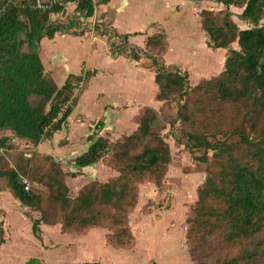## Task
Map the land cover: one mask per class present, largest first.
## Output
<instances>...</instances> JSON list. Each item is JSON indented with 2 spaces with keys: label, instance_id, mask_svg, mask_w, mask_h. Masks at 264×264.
Listing matches in <instances>:
<instances>
[{
  "label": "trees",
  "instance_id": "trees-1",
  "mask_svg": "<svg viewBox=\"0 0 264 264\" xmlns=\"http://www.w3.org/2000/svg\"><path fill=\"white\" fill-rule=\"evenodd\" d=\"M107 1L101 0L102 4ZM33 2L0 0V129H10L16 137L36 145L66 127L74 89L91 75L69 74L60 87H55L43 73L36 42L43 35L51 38L66 28L50 17L62 12L67 2H74L75 11L83 17H91L94 9L90 0H61L48 9L34 7ZM219 2L225 7H242L239 15L250 26L240 29L228 20L218 24L212 9L200 11L201 27L209 39L207 46L227 48L234 41L238 45V49L229 51L217 76L191 87L186 72L165 64L156 54L131 47L127 56L150 59L154 81L159 86L156 99L164 101L177 95L175 120L183 127L186 146L190 150H212L211 161L206 153L200 156L207 162L206 176L197 188L196 217L188 221L190 226L185 233L188 238L195 231L197 241L205 243L206 252L195 248L196 255L203 261L213 256L217 244L213 239L219 238L231 251L215 255L212 264H264V23L259 22L264 14V0ZM105 31L99 33L106 34ZM113 35L119 37L121 44L127 43L128 34ZM26 42L28 46L23 49ZM155 44L163 49V37L148 35L144 47ZM35 96L41 101L32 104L30 99ZM203 98L218 103V109H200L198 103ZM45 101L49 102L47 108ZM222 107L241 118L228 133L237 136L235 142L217 137L222 129L216 113ZM158 117L156 111L147 107L136 128L121 140L112 143L97 136L76 155L72 162L82 168L111 151L118 176L90 184L73 198L68 195L63 169L49 154L37 152L44 164H38L35 157L14 154L13 166L0 168V177L23 205L38 211L39 217L31 218L33 233L39 235L40 222L58 223L64 232H83L99 226L111 231L113 244L129 243L132 235L126 212L136 202V183L148 177L158 184L169 161V146L156 130ZM11 149L10 137L1 136L0 150L11 153ZM37 173L50 190L46 200L32 188L24 190L21 183L20 175L34 177Z\"/></svg>",
  "mask_w": 264,
  "mask_h": 264
},
{
  "label": "crops",
  "instance_id": "crops-1",
  "mask_svg": "<svg viewBox=\"0 0 264 264\" xmlns=\"http://www.w3.org/2000/svg\"><path fill=\"white\" fill-rule=\"evenodd\" d=\"M210 1L108 0L101 5L99 15L101 21L113 34H128L127 45L136 47L135 45H144L146 37L154 34L153 29L156 26L160 25L168 32L173 25L176 27V24H179L181 29L183 16L186 15V18L190 16L186 10L190 6L201 8L196 13L199 19L202 9H210L208 8ZM68 11L72 14L77 13L74 2H67L61 14L66 16ZM97 15L98 13L94 12L91 17L84 18L91 23ZM80 18L83 19L82 16H79V20ZM199 23L201 26V22ZM78 25L70 26V29L66 27L67 30L56 31L51 38L43 35L38 42L37 53L46 79L55 87H60L69 74L79 75L90 72L91 75L84 80L85 84L81 92L74 95L72 110L66 125L69 124L72 113L74 119L76 115H81L82 120L79 122L74 120L78 125L75 130L68 126V141L64 145L58 144L64 133L56 131L51 137L37 143L34 148L49 154L62 166L68 163V166L72 165L73 168L81 170L85 167H77L72 159L83 152L97 137V134H93L92 139L88 138L89 141L87 140L85 147L78 151L76 142L78 139L84 140L79 132L86 125V121L101 114L102 122L97 124L102 126L101 131H107L108 127L112 126V118L117 117L119 113H129L132 118L138 113V110L134 111L132 106L138 104L139 92L134 89L140 85V74L132 66L143 57L134 60L127 56L129 50L113 55L109 50L106 34H96L90 31L91 29L84 30ZM22 48L26 49L25 43ZM162 58L167 61L165 64L174 63L171 60L170 51L165 52ZM151 73L153 85H155L153 70ZM91 88L92 90L95 88L93 93ZM85 103L91 104L93 115L88 116ZM124 104H126L125 108L117 109ZM111 106L113 107L110 108ZM38 217L35 211L23 205L6 184L2 183L0 186L2 233L0 264H79L91 261H102L106 264H150L152 261L158 264H173L171 259L174 252L171 250V244H157L149 239L139 241L137 236L139 232L131 225L130 213H128V226L132 237L130 242L124 245L113 244L110 241L111 231L99 226L91 227L83 232H64L58 223L40 222L39 235L36 236L32 231L31 218ZM150 229L143 227L142 232L145 236H150Z\"/></svg>",
  "mask_w": 264,
  "mask_h": 264
},
{
  "label": "rangeland",
  "instance_id": "rangeland-1",
  "mask_svg": "<svg viewBox=\"0 0 264 264\" xmlns=\"http://www.w3.org/2000/svg\"><path fill=\"white\" fill-rule=\"evenodd\" d=\"M101 8L102 6L100 5L96 9L95 13L97 12L98 15L94 17L91 23L83 16V19L80 18L79 20L80 15L77 13L72 14V12L70 13L69 11L66 16L61 14V12H57L52 14L50 18L53 21L62 23L68 27V29H70V26L79 24L78 26L82 27L84 30L89 28V30L91 29L90 31L96 34H98L100 30H106L105 32L109 41V50L111 54L114 53L113 55H117L122 51H128L134 45H127V43L123 45L120 43L119 37L113 35L112 31L101 21L99 15ZM208 8L215 12V18L218 24H223L225 20H228L240 29L250 26V24L244 21L239 15L242 11V7L234 5L225 7L219 0H211ZM200 9L199 6L193 8L190 6L186 9L190 16L187 18L185 17L186 15L183 16L181 29H179V24H176V27L173 25L172 28H169L168 32L160 25L153 29V35L163 37V49L159 50V47H161L160 44L152 45L147 49L143 47L144 45H135L142 52L156 54L164 63H167V61H165L162 56L165 52L170 51L171 60L174 62L170 64L178 67L181 72L187 73L188 82L191 87L203 79L217 76L219 72L223 70V62L229 51L232 48L238 49L236 41L230 43L227 48H212L207 46L209 40L208 36L200 26V16L198 19L196 14ZM167 14L168 13H166V15ZM70 22L72 23L69 24ZM259 22L264 23V14ZM64 30H67V28ZM118 48L122 50L119 53ZM132 67L140 74V85L138 88L134 89L139 92V100L137 105L132 106L134 111L138 110L136 116L132 118L129 113H119L117 117L112 118V128L108 127L107 131H101L102 126L97 124V122H102L103 117L101 114L92 117L86 121V125L79 132L84 140L78 139L76 147L78 151L83 149L88 138L93 134L104 136L112 143L121 140L124 135L129 134L136 128L140 117L139 115L143 112L145 107L149 106L156 111L159 116L158 122L156 123V130L169 146V161L165 174L158 184L148 177L136 183V202L127 209V219L128 213H130V222L134 230L139 232L137 235L139 241L141 240L142 242L149 239L150 241L154 240L157 244L163 243L165 245L170 243L171 250L174 252L171 259L173 264H212V259L215 255H224L231 251L226 245V242L221 241L219 238L213 239L217 243L212 250L213 256L203 261V259H200L196 255L195 248L198 252L205 253L207 249H205V243H199L197 241V233L195 231H193L192 236L189 235L188 238L185 234L186 228L190 226L188 221L196 217L195 206L197 188L203 183L206 176L207 162L200 159V156L206 153L208 161H211L212 150L205 149L204 147H195L190 150L189 147L186 146L187 141L182 132L183 127L178 120H175L177 109L175 101H177V95H170L169 98L164 101L154 98L159 87L156 84L153 85L151 73L153 67L150 59L143 56L142 60L135 63ZM84 84L85 81L78 84L73 94L75 95V93L78 94L81 92ZM94 89L95 88H93V90L92 88L90 89L92 93ZM30 101L32 104H36L41 101V97H32ZM48 103V101H45V108L48 107ZM126 103H128V101ZM125 106L126 104L119 106L117 109L125 108ZM198 106L200 109L210 111L218 109L219 105L218 103L207 100V98H203L201 102L198 103ZM112 107L113 106L110 108ZM85 108L87 109L88 116L94 114L91 109V104L85 103ZM73 115L72 113L69 117V124L61 130L64 136L62 135V137H60L58 141L59 145H64L68 141V126L75 130L78 125L74 120H76V122L82 120L81 115H76L75 119ZM216 115L218 116L222 129V133L218 134L217 137L220 139L227 137L229 142H235L237 136L228 133L235 125L239 124L241 118L237 114H232L231 111L225 107L218 110ZM4 135L10 137L12 151L10 153L0 150V168L4 169L7 165L13 166L12 159L14 154H23L22 156L31 159L35 157L38 159V164H44V162L37 157V152L39 151L34 148L35 145H33L32 142L23 140L22 138H16L9 129H0V137ZM208 139L213 140L211 136H209ZM75 151L77 152V150ZM40 153L42 152H39V154ZM58 163L65 173L64 181L68 187V195L71 198L77 196L83 190H86L90 184H99L118 176V172L112 164L111 151L103 155L99 160L93 163L92 166L85 167L81 170L73 168L72 165L68 166V163H65L64 166H62L60 162ZM20 176H24L28 179L29 188L40 193L44 200L47 199L50 190L48 186L43 183L45 180L39 179L38 173L34 177L28 175ZM0 181L5 183L3 177H0ZM2 183L0 186H2ZM29 209L38 214V211L33 208ZM143 227L151 228L150 236L144 235L142 232ZM156 251L158 252V246Z\"/></svg>",
  "mask_w": 264,
  "mask_h": 264
},
{
  "label": "built area",
  "instance_id": "built-area-1",
  "mask_svg": "<svg viewBox=\"0 0 264 264\" xmlns=\"http://www.w3.org/2000/svg\"><path fill=\"white\" fill-rule=\"evenodd\" d=\"M61 0H34L33 2V6L40 8V9H48L52 4L56 3V2H60ZM91 4L93 6L94 12L96 11V9L102 5L101 0H90ZM3 8H0V11ZM93 24V22H92ZM20 180L21 183L23 185L24 190H28L29 189V181L26 177L24 176H20ZM79 264H106L102 261H91V262H81Z\"/></svg>",
  "mask_w": 264,
  "mask_h": 264
},
{
  "label": "water",
  "instance_id": "water-1",
  "mask_svg": "<svg viewBox=\"0 0 264 264\" xmlns=\"http://www.w3.org/2000/svg\"><path fill=\"white\" fill-rule=\"evenodd\" d=\"M18 43H20V37L18 38ZM26 47L28 46V42L25 43ZM39 49V43L36 42V48L35 50L37 51ZM17 51H19V45L17 46ZM1 238H2V233H1V229H0V242H1Z\"/></svg>",
  "mask_w": 264,
  "mask_h": 264
}]
</instances>
